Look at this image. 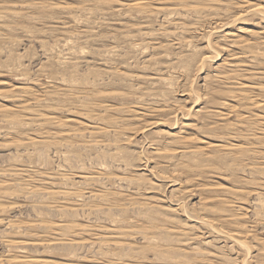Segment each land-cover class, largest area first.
I'll list each match as a JSON object with an SVG mask.
<instances>
[{
  "label": "rangeland",
  "instance_id": "374dc122",
  "mask_svg": "<svg viewBox=\"0 0 264 264\" xmlns=\"http://www.w3.org/2000/svg\"><path fill=\"white\" fill-rule=\"evenodd\" d=\"M133 4L140 6L133 7ZM258 6L262 8L264 0H0V261L7 262V258H12L18 262L30 258L46 264H122L123 261V264H241L246 259V264H264V207H255L261 203V198L264 200V135L259 132L264 133V18L245 13L247 8ZM237 16H240L239 19H236ZM227 33L230 36L222 37ZM232 62L239 64L235 73L231 72L234 69L230 65ZM201 78H205V81ZM236 83L241 86H235ZM103 93L112 95L105 98ZM199 97L198 105L205 106L209 112L204 118L192 110ZM243 98L245 101H242ZM254 103L259 106L256 107ZM251 107L255 108L251 110ZM185 112L186 115L189 112L187 120L182 118ZM38 113L43 114L39 116ZM12 117H16V120ZM42 126L45 127L44 131ZM173 128L181 129L177 139L168 134ZM42 133L48 134L50 139ZM180 139H185L182 140L185 144L172 142ZM52 143L55 146L57 143V146ZM214 145L223 148L218 149ZM181 146L188 151H197L178 154ZM215 154L216 158L213 157ZM210 155H213L212 158ZM165 178L180 183L173 194V189L168 185L170 181ZM90 189L92 194H97V199L87 201L85 205L80 196H87ZM65 193H69L68 197L63 196ZM47 194L49 197H46ZM210 197L216 202H212ZM172 199L173 202L184 201V207H171ZM37 203L40 205L37 206ZM95 207H98V212H95ZM209 207L214 208L215 213ZM144 215H147L146 218ZM194 216L206 217L216 229L237 235L243 245H234L213 230L207 232L198 226L192 227ZM140 217H143L142 220ZM139 220L144 224L140 227L139 223V230H149L139 232L136 229ZM46 221L49 222L46 224ZM228 222H231L230 227L227 226ZM10 223L20 226L18 233L22 234L14 235V230H10L11 225H7ZM49 223L54 229L52 232L61 228V233H51ZM163 227L169 230H163ZM70 229L77 233L73 231L75 233L72 234ZM46 230L50 231L51 234H48L51 236L46 234ZM7 231H11L12 235ZM177 237H180L179 240H176ZM40 240L43 245L42 242L37 243ZM113 241L122 246L114 248ZM11 243L15 244L9 250L8 245L13 246ZM32 243L37 245L31 246ZM245 245L248 252L243 247ZM195 250L198 254L203 251L204 256L198 255ZM196 258L199 259L197 262Z\"/></svg>",
  "mask_w": 264,
  "mask_h": 264
},
{
  "label": "bare ground",
  "instance_id": "6f19581e",
  "mask_svg": "<svg viewBox=\"0 0 264 264\" xmlns=\"http://www.w3.org/2000/svg\"><path fill=\"white\" fill-rule=\"evenodd\" d=\"M105 1H106V0H105ZM184 1H185V0H184ZM188 1H189V0H188ZM9 2H10V1H9ZM98 2H99V1H98ZM162 2H163V1H162ZM186 2H187V1H186ZM142 3H143V2H142ZM168 3H169V2H168ZM4 4H5V3H4ZM86 4H87V3H86ZM170 4H171V2H170ZM138 5H139V4H138ZM148 5H149V4H148ZM132 6H133V7H139L140 5L137 6V4H133ZM132 6L130 5V7H132ZM185 6H186V5H185ZM82 7H83V6H82ZM82 7H81V8H82ZM128 7H129V6H128ZM187 7H188V6H187ZM192 7H193V6H192ZM199 7H200V6H199ZM109 8H110V7H109ZM176 8H177V7H176ZM61 9H62V8H61ZM137 9H139V8H137ZM140 9H141V8H140ZM140 9H139V10H140ZM145 9H146V8H145ZM163 9H164V8H163ZM177 9H178V8H177ZM187 9H188V8H187ZM206 9H207V8H206ZM43 10H44V9H43ZM68 10H69V9H68ZM143 10H144V9H143ZM147 10H148V8H147ZM149 10H150V9H149ZM168 10H169V9H168ZM184 10H185V9H184ZM200 10H201V9H200ZM1 11H2V10H1ZM229 11H230V10H229ZM10 12H11V11L9 10V13H10ZM144 12H145V11H144ZM150 13H151V12H150ZM150 13H149V15H150ZM245 13H246V14L249 13V15H251V14H252V15H260V16H263V18H264V6H263L262 8L259 7V6L256 7V8H255V7H253V8H247V10H246ZM106 14H107V13H106ZM151 14H152V13H151ZM155 14H157V13H155ZM152 15H153V14H152ZM239 17H240V16H237L236 19H239ZM249 17H250V16H249ZM244 18H245V17H244ZM244 18H243V19H244ZM258 18H259V17H258ZM248 19H249V18H248ZM175 20H177V19H175ZM233 20H234V19H233ZM181 21H182V20H181ZM246 21H247V20H246ZM231 22H232V21H231ZM238 22H240V21H238ZM258 22H259V21H258ZM180 23H181V22H180ZM185 23H186V22H185ZM214 23H215V22H214ZM217 23H218V22H217ZM233 23H234V21H233ZM233 23H232V24H233ZM215 25H216V24H215ZM230 25H231V24H230ZM195 26H196V25H195ZM216 26H218V25H216ZM261 26H262V25H261ZM207 27H208V26H207ZM230 27H232V26H230ZM230 27H229V28H230ZM229 28H228V29H229ZM233 28H235V27H233ZM237 28H238V27H237ZM241 28H242V27H241ZM248 28H249V27H248ZM195 29H196V28H195ZM225 29H226V28H225ZM243 29H244V28H243ZM163 30H164V29H163ZM163 30H162V31H163ZM162 31H161V32H162ZM203 31H204V30H203ZM240 31H241V30H240ZM243 31H244V30H243ZM67 32H68V31H67ZM154 32H155V31H154ZM241 32H242V31H241ZM241 32H240V33H241ZM91 33H92V32H91ZM163 33H164V31H163ZM230 33H231V32H230ZM235 33H236V32H235ZM252 33H253V32H252ZM79 34H81V33L79 32ZM159 34H160V33H159ZM215 34L218 35V33H215ZM222 34H223V33H222ZM228 34H229V33L224 34V35H222V37L225 38L226 35H227V36H230V35H228ZM232 34H234V33H232ZM254 34H256V33H254ZM238 35H239V34H238ZM212 36H213V35H212ZM253 36H254V35H253ZM261 36H262V35H261ZM74 38H76V37H74ZM192 38H193V37H192ZM201 38H202V37H201ZM227 38H228V37H227ZM236 39H237V38H236ZM186 40H187V39H186ZM233 40H234V39H233ZM240 41H241V39H240ZM246 41H247V40H246ZM172 42H173V41H172ZM179 43H181V42H179ZM237 43H238V42H237ZM66 44H67V43H66ZM172 44H173V43H172ZM235 44H236V42H235ZM238 44H239V43H238ZM240 44H241V43H240ZM247 44H248V43H247ZM253 44H254V43H253ZM255 44H256V43H255ZM217 45H218V44H217ZM161 46H162V45H161ZM234 46H235V45H234ZM237 47H238V46H237ZM220 48H221V47H220ZM235 48H236V47H235ZM241 48H243V46H242ZM247 48H248V47H247ZM250 48H251V47H250ZM161 49H162V48H161ZM211 50H212V49H211ZM249 50H250V49H249ZM251 50H252V49H251ZM257 50H258V49H257ZM65 51H66V50H65ZM124 51H125V50H124ZM194 51H195V50H194ZM253 51H254V50H253ZM259 51H260V50H259ZM113 52H114V51H113ZM214 52H215V51H214ZM220 52H221V51H220ZM247 52H248V51H247ZM249 52H250V51H249ZM72 53H73V52H72ZM76 54H77V53H76ZM216 54L218 55V53H216ZM234 54H235V53H234ZM257 54H258V53H257ZM261 55H262V54H261ZM215 56H216V55H215ZM238 56H239V55H238ZM254 56H255V52H254ZM178 57H179V56H178ZM206 57H207V56H206ZM257 58H258V56H257ZM201 59H202V58H201ZM201 59H200V60H201ZM249 59H250V58H249ZM205 60H207V58H205ZM209 60H210V59H209ZM224 60H225V59H224ZM224 60H223V61H224ZM208 62H209V61H208ZM224 62H225V61H224ZM238 63H239V62H238ZM205 64H206V63H204V65H205ZM223 65H224V64H223ZM223 65H222V66H223ZM230 65L232 66L231 68H234L233 70L231 69V70H232L231 72H232V73H233V72L235 73V72H236L235 70H236V68L238 69V67H239L238 65H239V64H237V63H235V62H232V64H230ZM240 66H241V65H240ZM242 66H243V65H242ZM49 67H50V66H49ZM220 67H221V65H220ZM240 68H241V67H240ZM242 70H243V69H242ZM248 72H249V71H248ZM220 73H221V72H220ZM220 73H219V74H220ZM225 73H226V72H225ZM227 73H228V72H227ZM238 73H239V72H238ZM244 73H245V72H244ZM253 73H254V72H253ZM123 74H124V73H123ZM181 74H182V73H181ZM214 75H215V74H214ZM216 75H217V77H218V71H217V74H216ZM224 75H225V74H224ZM227 75H228V74H227ZM231 75H232V74H231ZM231 75H230V76H231ZM241 75H242V74H241ZM225 76H226V75H225ZM233 76H234V75H233ZM55 77H56V76H55ZM55 77H54V78H55ZM208 77H209V76H208ZM238 77H239V76H238ZM255 77H256V76H255ZM259 77H260V76H259ZM160 78H161V77H160ZM206 78H207V75H206ZM212 78H213V77H212ZM218 78H219V77H218ZM225 78H226V77H225ZM245 78H247V77H245ZM60 79H61V78H60ZM213 79H215V78H213ZM227 79L229 80V76H228ZM249 79H251V78H249ZM252 79H253V78H252ZM89 80H90V79H89ZM89 80H88V81H89ZM198 80H199V79H198ZM201 80H204V81H205V78H201ZM65 81H66V80H65ZM214 81H215V80H214ZM231 81H232V80H231ZM67 82H68V81H67ZM215 82H216V81H215ZM0 83H2V82H0ZM32 83H33V81H32ZM73 83H74V82H73ZM79 83H81V82H79ZM79 83H78V84H79ZM94 83H95V82H94ZM239 83H240V82H239ZM29 84H30V83H29ZM50 84H51V83H50ZM66 84H67V83H66ZM74 84H75V83H74ZM87 84H88V83H87ZM51 85H52V84H51ZM212 85H213V84H212ZM224 85H226V84H224ZM233 85H234V84L232 83V87H233ZM236 85L241 86V84H238V83H236L235 86H236ZM252 85H253V84H252ZM261 85H262V84H261ZM7 86H8V85H7ZM86 86H87V85H86ZM94 86H95V85H94ZM244 86H245V85H244ZM246 86H247V85H246ZM47 87H48V86H47ZM73 87H74V86H73ZM211 87H212V86H211ZM259 87H260V86H259ZM44 88H45V87H44ZM110 89H111V88H110ZM243 89H245V88H243ZM1 90H2V89H1ZM14 90H15V89H14ZM61 90H62V89H61ZM77 90H78V89H77ZM104 90H105V89H104ZM107 90H108V89H107ZM111 90H112V89H111ZM113 90H114V89H113ZM113 90H112V91H113ZM260 90H261V89H260ZM262 90H263V89H262ZM18 91H19V90H18ZM4 92H5V91H4ZM33 92H34V91H33ZM53 92H54V91H53ZM194 92H195V90H194ZM225 92H226V91H225ZM232 92H234V91H232ZM238 92H240V91H238ZM238 92H237V93H238ZM242 92H243V91H242ZM13 93H14V92H13ZM24 93H25V91H24ZM31 93H32V92H31ZM68 93H69V92H68ZM70 93H71V92H70ZM82 93H83V92H82ZM99 93H100V92H99ZM107 93H108V92H107ZM114 93H115V92H114ZM185 93H188V92H185ZM195 93H196V92H195ZM210 93H211V92H210ZM214 93H215V89H214ZM226 93L228 94V92H226ZM234 93H235V92H234ZM240 93H241V92H240ZM251 93H252V92H251ZM253 93H255V92L253 91ZM0 94H1V93H0ZM2 94L4 95L5 93H2ZM22 94H23V93H22ZM66 94H67V93H66ZM218 94H219V93H218ZM222 94H223V93H222ZM235 94H236V93H235ZM241 94H247V92L244 91V92L241 93ZM255 94H256V93H255ZM23 95H24V94H23ZM64 95H65V94H64ZM71 95H73V94H71ZM77 95H78V94H77ZM101 95H102V94H101ZM106 95H107V94H106ZM106 95H104V93H103V96H106ZM110 95H112V94H110ZM110 95H109V96H110ZM115 95H117V94H115ZM121 95H122V94H121ZM190 95H191V94H190ZM194 95H195V94H194ZM232 95H234V94H232ZM248 95H249V94H248ZM18 96H19V95H18ZM29 96H30V95H29ZM34 96H35V95H34ZM34 96H33V97H34ZM50 96H51V95H50ZM57 96H60V95H57ZM74 96H75V95H74ZM79 96H80V95H79ZM82 96H83V95H82ZM82 96H81V97H82ZM84 96H85V95H84ZM87 96H88V95H86V97H87ZM99 96H100V94H99ZM109 96H106L105 98H107V97H109ZM117 96H118V95H117ZM119 96H120V94H119ZM204 96H205V95H204ZM239 96H240V95H239ZM245 96H246V95H245ZM245 96H244V98H245ZM252 96H253V95H252ZM254 96H255V95H254ZM0 97H1V96H0ZM2 97H3V96H2ZM27 97H28V96H27ZM48 97H49V96H48ZM64 97H65V96H64ZM68 97H69V96H68ZM70 97H71V96H70ZM81 97H80V98H81ZM182 97H183V96H182ZM208 97H209V95H208ZM211 97H212V96H211ZM262 97H263V96H262ZM17 98H18V97H17ZM17 98H16V99H17ZM53 98H54V97H53ZM60 98H61V96H60ZM76 98H77V100H78V97H76ZM82 98H83V97H82ZM122 98H123V97H122ZM189 98H190V97H189ZM200 98H201V97H199V99H196V100H197L196 103L193 102V103H194V105H193V106H194V109H192V110H193V113H195L197 116H199L200 118H204V117H207L206 115H207L209 112L207 111V108H206L205 106L202 107L201 105H198V102L200 101ZM238 98H239V97H238ZM244 98H243L242 101H245ZM259 98H260V97H259ZM2 99H3V98H2ZM71 99H72V98H71ZM73 99H74V98H73ZM73 99H72V100H73ZM115 99H116V97H115ZM119 99H120V98H119ZM248 99H249V98H248ZM9 100H10V99H9ZM11 100H12V99H11ZM20 100H21V97H20ZM23 100H25V99H23ZM35 100H36V99H35ZM204 100H205V98H204ZM239 100H241V99H238L237 101H239ZM254 100H255V99H254ZM38 101H39V100H38ZM212 101H213V100H212ZM237 101H236V102H237ZM25 102H27V100H26ZM29 102H32V101H29ZM35 102H36V101H35ZM100 102H101V101H100ZM222 102H223V101H222ZM250 102H251V100H250ZM71 103H72V102H71ZM71 103H70V104H71ZM89 103H90V101H89ZM98 103H99V102H98ZM103 103H104V102H103ZM255 103H256V102H255ZM255 103H254V105H255ZM257 103H258V102H257ZM40 104H41V102H40ZM47 104H48V103H47ZM259 104H260V103H259ZM17 105H18V104H17ZM21 105H22V104H21ZM23 105L25 106V104H23ZM50 105H51V104H50ZM86 105H87V104H86ZM251 105H252V104H251ZM254 105H252V106H254ZM260 105H261V104H260ZM19 106H20V105H19ZM48 106H49V105H48ZM224 106H225V105H224ZM255 106H256V105H255ZM258 106H259V105H257L256 107H258ZM22 107H23V106H22ZM40 107H41V106H40ZM42 107H43V106H42ZM42 107H41V108H42ZM64 107H65V105H64ZM98 107H99V106H98ZM98 107H97V108H98ZM100 107H101V106H100ZM103 107H104V106H103ZM260 107H261V106H260ZM0 108H2V107H0ZM25 108H26V107H25ZM35 108H36V107H35ZM41 108H40V109H41ZM44 108H45V107H44ZM47 108H48V107H47ZM49 108H50V107H49ZM52 108H53V106H52ZM57 108H61V107H57ZM68 108H69V107H68ZM72 108H73V107H72ZM74 108H75V107H74ZM77 108H78V107H77ZM93 108H94V107H93ZM97 108H96V109H97ZM101 108H102V107H101ZM180 108H181V107H180ZM180 108H179V109H180ZM191 108H193V107H191ZM191 108H190V110H191ZM195 108H197L196 111H195ZM245 108H247V106H246ZM253 108H255V107H251V110H252ZM3 109H4V108H3ZM69 109H70V108H69ZM108 109H109V108H108ZM112 109H113V107H112ZM115 109H116V108H115ZM115 109H113V110H115ZM208 109H209V108H208ZM247 109H248V108H247ZM249 109H250V108H249ZM6 110H7V109H6ZM26 110H27V108H26ZM33 110H34V108H33ZM33 110H32V112H33ZM36 110H37V109H36ZM48 110H49V109H48ZM67 110H68V109H67ZM18 111H19V110H18ZM20 111H21V110H20ZM23 111L25 112V110H23ZM28 111H29V110H28ZM41 111H42V110H41ZM41 111H40V112H41ZM54 111H55V110H54ZM61 111H62V110H61ZM86 111H89V110H86ZM90 111H91V109H90ZM110 111H111V110H110ZM115 111H117V110H115ZM151 111H152V110H151ZM179 111H180V110H179ZM217 111H218V110H217ZM8 112H9V110H8ZM10 112H11V111H10ZM40 112H39V113H40ZM92 112H93V111H92ZM108 112H109V111H108ZM111 112H112V111H111ZM252 112H253V111H252ZM252 112H251V113H252ZM2 113H3V112H2ZM5 113H7V112H5ZM21 113H23V112H21ZM33 113H36V112H33ZM33 113H32V114H33ZM39 113H38V114H39ZM43 113H44V112H43ZM43 113H41V114H43ZM50 113H51V112H50ZM68 113H69V112H68ZM89 113H90V112H89ZM117 113H118V112H117ZM188 113H189V112H187V115H186V112H185V114L182 115V118H183V117L186 118V116L188 117V116H189ZM214 113H216V112H214ZM214 113H213V114H214ZM19 114H20V113H19ZM41 114H39V116H40ZM72 114H73V112H72ZM110 114H111V113H110ZM191 114H192V113H191ZM191 114H190V116H191ZM195 114H194V115H195ZM3 115H4V114H3ZM3 115H1V116H3ZM6 115H7V114H6ZM10 115H12V114H10ZM36 115H37V113H36ZM67 115H68V114H67ZM90 115H91V114H90ZM106 115H108V114L106 113ZM208 115H209V114H208ZM230 115H231V114H230ZM133 116H134V115H133ZM138 116H139V115H138ZM218 116H219V115H218ZM247 116H248V115H247ZM16 117H18V116H16ZM16 117H15V118L12 117V118H14V120H16ZM22 117H23V116H22ZM22 117H21V118H22ZM42 117H43V116H42ZM42 117H40V118L42 119ZM85 117H86V116H85ZM89 117H90V116H89ZM94 117H95V116H94ZM94 117H93V118H94ZM228 117H229V116H228ZM243 117H244V116H243ZM255 117H256V116H255ZM6 118H7V117H6ZM188 118H189V117H188ZM251 118H252V117H251ZM259 118H260V117H259ZM7 119H8V118H7ZM18 119H19V118H18ZM94 119H95V118H94ZM110 119H111V118H110ZM110 119H109V120H110ZM112 119H113V118H112ZM224 119H225V118H224ZM4 120H5V119H4ZM166 120H167V119H166ZM169 120H170V119H169ZM184 120H187V118L184 119ZM222 120H223V119H222ZM225 120H226V119H225ZM241 120H242V118H241ZM245 120H246V119H245ZM262 120H263V119H262ZM56 121H57V120H56ZM113 121H114V119H113ZM116 121H117V120H116ZM119 121H120V120H119ZM121 121H122V120H121ZM181 121H182V120H181ZM209 121H210V120H209ZM213 121H214V120H213ZM256 121H257V120H256ZM260 121H261V120H260ZM1 122H2V121H1ZM6 122H8V121H6ZM16 122H18V121H16ZM16 122H15V123H16ZM19 122H21V121H19ZM38 122L40 123V121H38ZM62 122H63V121H62ZM111 122H112V121H111ZM111 122H109V124H110ZM122 122H124V121H122ZM167 122H168V121H166V123H167ZM251 122H252V121H251ZM263 122H264V121H263ZM33 123H34V122H33ZM41 123H42V122H41ZM56 123H57V122H56ZM105 123H106V122H105ZM105 123H104V124H105ZM117 123H118V122H117ZM209 123H210V122H209ZM227 123H228V122H227ZM227 123H225V124H227ZM230 123H231V122H230ZM6 124H7V123H6ZM12 124H13V123H12ZM12 124H11V125H12ZM18 124H19V123H18ZM36 124H37V123H36ZM42 124H43V123H42ZM69 124H70V123H69ZM107 124H108V123H107ZM177 124H178V123H177ZM188 124H189V123H188ZM210 124H211V123H210ZM225 124H224V125H225ZM228 124H229V123H228ZM1 125H2V124H1ZM11 125H10V126H11ZM33 125H34V124H33ZM45 125H46V124H45ZM55 125H56V124H55ZM96 125H97V124H96ZM111 125H113V124H111ZM119 125H120V124H119ZM190 125H192V124H190ZM212 125H213V124H212ZM254 125H255V123H254ZM13 126H14V125H13ZM15 126H16V125H15ZM29 126H30V125H29ZM47 126H48V124H47ZM58 126H59V125H58ZM165 126H166V125H165ZM171 126H172V125H171ZM214 126H215V125H214ZM216 126H217V124H216ZM226 126H227V125H226ZM230 126H231V125H230ZM241 126H242V125H241ZM255 126H256V125H255ZM261 126H262V125H261ZM60 127H63V126H60ZM64 127H65V126H64ZM103 127H104V126H103ZM169 127H170V126H169ZM191 127H192V126H191ZM211 127H212V126H211ZM234 127H235V126H234ZM244 127H245V125H244ZM42 128H43V131H44V128H45V127L42 126ZM52 128H53V127H52ZM54 128H55V127H54ZM112 128H113V127H112ZM120 128H121V127H120ZM127 128H129V127H126V129H127ZM179 128H180V127H179ZM225 128H227V127H225ZM251 128H252V127H251ZM259 128H260V127H259ZM35 129H36V128H35ZM46 129H48V127H47ZM66 129H67V128H66ZM66 129H65V131H66ZM78 129H79V128H78ZM96 129H97V128H96ZM126 129H125V130H126ZM177 129H178V128H173V129H170V132L168 131V132H169L168 134H169L171 137H173L174 139H177L176 137L180 135V131H181V129H178V130H177ZM183 129H184V128H183ZM227 129H228V128H227ZM236 129H237V127H236ZM249 129H250V128H249ZM14 130H15V129H14ZM62 130H63V128H62ZM69 130H70V129H69ZM69 130H68V131H69ZM72 130H73V128H72ZM113 130H114V129H113ZM113 130H112V131H113ZM118 130H119V129H118ZM201 130H202V129H201ZM246 130H247V129H246ZM257 130H258V129H257ZM263 130H264V129H263ZM16 131H17V130H16ZM34 131H35V130H34ZM36 131H37V130H36ZM39 131L41 132L42 130L39 129ZM43 131H42V132H43ZM52 131H53V130H52ZM68 131H67V132H68ZM77 131H78V130H77ZM100 131H101V129H100ZM103 131H104V130H103ZM116 131H117V130H116ZM120 131H121V130H120ZM123 131H124V130H123ZM45 132H46V130H45ZM54 132H55V131H54ZM87 132H88V131H87ZM98 132H99V131H98ZM228 132H229V131H228ZM230 132H231V131H230ZM235 132L238 133L236 130H235ZM242 132H243V131H242ZM259 132L262 133V134L264 135L263 131H259ZM9 133H10V132H9ZM14 133H15V132H14ZM14 133H13V135H14ZM17 133H18V132H17ZM62 133H63V132H62ZM64 133H66V132H64ZM83 133H84V132H83ZM88 133H89V132H88ZM96 133H97V132H96ZM96 133H95V134H96ZM115 133H116V132H115ZM117 133H118V132H117ZM125 133H126V132H125ZM163 133H164V132H163ZM225 133H226V132H225ZM232 133H233V132H232ZM249 133H250V132H249ZM19 134H20V132H19ZM19 134H18V136H19ZM35 134H38V133L35 132ZM42 134H43V133H42ZM66 134H67V133H66ZM66 134H64V135H66ZM70 134H72V133H70ZM102 134H103V133H102ZM126 134H127V133H126ZM183 134H184V133H183ZM243 134H244V133H243ZM253 134H254V133H253ZM15 135H16V134H15ZM20 135H24V134L21 133ZM25 135H26V134H25ZM43 135H44V134H43ZM68 135H69V134H68ZM85 135H86V134H85ZM89 135H90V134H89ZM159 135H160V134H159ZM234 135H235V134H234ZM236 135H237V134H236ZM240 135H242V134H240ZM254 135H257V134H254ZM16 136H17V135H16ZM28 136H29V135H28ZM31 136H32V135H30V137H31ZM44 136H47V137H48L49 135H48V134H45ZM55 136H56V134H55ZM121 136H122V135H121ZM123 136H124V135H123ZM205 136H206V135H205ZM217 136H218V135H217ZM224 136H226V135H224ZM250 136L253 137L252 135H250ZM260 136H262V135H260ZM260 136H258V137H260ZM4 137H7V136H4ZM10 137H11V136H10ZM19 137H20V136H19ZM21 137H23V136H21ZM30 137H29V138H30ZM53 137H54V136H53ZM77 137H78V136H77ZM211 137H212V136H211ZM215 137H216V136H215ZM220 137H221V135H220ZM226 137H227V136H226ZM255 137H256V136H254V138H255ZM263 137H264V136H263ZM24 138H25V137H24ZM29 138H28V139H29ZM33 138H34V136H33ZM38 138H39V137H38ZM48 138H49V137H48ZM57 138H58V137H57ZM166 138H167V137H166ZM178 138H179V137H178ZM189 138H191V137H189ZM241 138H242V136H241ZM245 138H246V137H245ZM247 138H248V137H247ZM260 138H261V137H260ZM49 139H50V138H49ZM49 139H48V140H49ZM74 139H75V138H74ZM76 139H77V138H76ZM101 139H102V138H101ZM101 139H100V140H101ZM187 139H188V138H187ZM20 140H21V139H20ZM23 140H24V139H23ZM30 140H32V139L30 138ZM45 140H46V139H45ZM48 140H47V142H49ZM53 140H54V139H53ZM77 140H79V139H77ZM156 140H157V139H156ZM180 140L182 141V140H185V139H180ZM180 140L172 141V142H174V144H182L183 142H185V141H182V142H181ZM188 140H189V139H188ZM249 140H250V138H249ZM32 141H33V140H32ZM89 141H90V140H89ZM93 141H94V140H93ZM98 141H99V140H98ZM120 141H121V140H120ZM193 141H194V140H193ZM195 141H196V140H195ZM27 142H28V141H27ZM57 142H59V141L57 140ZM65 142H66V141H65ZM70 142H72V141H70ZM70 142H69V143H70ZM100 142H101V141H100ZM128 142H129V140H128ZM226 142H227V141H226ZM229 142H230V141H229ZM251 142H252V141H251ZM15 143H16V142H15ZM20 143H22V142H20ZM31 143H32V142H31ZM40 143H41V142H40ZM44 143H45V142H44ZM49 143H50V142H49ZM80 143H81V142H80ZM95 143H96V142H95ZM95 143H93V144H95ZM97 143H98V142H97ZM114 143H115V142H114ZM117 143H118V142H117ZM200 143H201V142H200ZM231 143H233V142L231 141ZM237 143H238V142H237ZM260 143H261V142H260ZM54 144H55V143H54ZM54 144L52 143V145H54ZM98 144H99V143H98ZM110 144H112V143H110ZM119 144H120V143H119ZM183 144H185V143H183ZM247 144H248V143H247ZM263 144H264V142H263ZM15 145H16V144H15ZM17 145H18V144H17ZM21 145H22V144H21ZM52 145H51V146H52ZM66 145H67V144H66ZM76 145H77V144H76ZM101 145H102V144H101ZM124 145H125V144H124ZM200 145H201V144H200ZM200 145H199V146H200ZM202 145H203V144H202ZM204 145H205V144H204ZM220 145H221V144H220ZM19 146H20V145H19ZM19 146H18V147H19ZM43 146H44V144H43ZM54 146H55V145H54ZM56 146H57V143H56ZM56 146H55V147H56ZM60 146H61V145H60ZM68 146H69V145H68ZM83 146H85V145H83ZM176 146H177V145H176ZM196 146H197V144H196ZM209 146L211 147V146H213V145H209ZM228 146H229V145H228ZM239 146H240V145H239ZM20 147H21V146H20ZM22 147H23V146H22ZM48 147H49V146H48ZM214 147H215V148H218V149H219V148H223V147H221V146L219 147V146H217V145H214ZM230 147H231V146H230ZM247 147H248V146H247ZM263 147H264V146H263ZM33 148H34V146H33ZM215 148H214V149H215ZM235 148H236V147H235ZM237 148H238V147H237ZM253 148H254V147H253ZM12 149H13V148H12ZM14 149H15V148H14ZM18 149H19V148H18ZM37 149H38V148H37ZM82 149H84V148H82ZM82 149H81V150H82ZM180 149H182V150H180V151L177 150V151H178V152H177L178 154H186V153H187L186 151H188V150H186V147H182V146H181ZM191 149H192V146H191ZM196 149H198V148H196ZM201 149H202V148H201ZM218 149H216V150H218ZM240 149H241V148H240ZM256 149H257V148H256ZM42 150H43V149H42ZM84 150H85V149H84ZM205 150H206V149H205ZM209 150H210V149H209ZM221 150H223V149H221ZM225 150H226V149H225ZM227 150H228V148H227ZM230 150H231V149H230ZM235 150H236V149H235ZM244 150H245V148H244ZM13 151H14V150H13ZM15 151H16V150H15ZM32 151H33V150H32ZM38 151H39V150H38ZM53 151H54V150H53ZM121 151H123V150H121ZM121 151H120V152H121ZM159 151H160V150H159ZM166 151H168V150H166ZM175 151H176V150H175ZM196 151H197V150L194 151V150L192 149V151L190 150V151H188V152H191V154H192V152L194 153V152H196ZM198 151H200V150H198ZM257 151H258V150H257ZM99 152H100V151H99ZM125 152H126V150H125ZM219 152H220V151H219ZM16 153H18V151H17ZM22 153H23V152H22ZM41 153H42V152H41ZM67 153H68V152H67ZM67 153H65V154L68 155ZM118 153H119V152H118ZM155 153H158V151H156ZM166 153H167V152H166ZM169 153H170V151H169ZM199 153H201V152H199ZM204 153H205V152H204ZM208 153H209V152H208ZM231 153H232V150H231ZM243 153H244V152H243ZM252 153H254V152H252ZM19 154H20V153H19ZM70 154H71V153H70ZM115 154H117V153H115ZM159 154H162V153L160 152ZM211 154H212V153H211ZM241 154H242V153H241ZM26 155H27V154H26ZM40 155H41V154H40ZM40 155H39V156H40ZM63 155H64V154H63ZM72 155H73V154H72ZM162 155H163V154H162ZM168 155H170V154H168ZM218 155H219V154H218ZM220 155H221V153H220ZM231 155H232V154H231ZM32 156H33V155H32ZM68 156H69V155H68ZM68 156H67V157H68ZM211 156H213V155H210V157H211ZM223 156H224V155H223ZM225 156H226V155H225ZM250 156H251V155H250ZM62 157H63V156H62ZM203 157H204V156H203ZM208 157H209V156H208ZM208 157H205V158L208 159ZM213 157L216 158V154H215ZM231 157H232V156H231ZM237 157H238V156H237ZM74 158H75V157H74ZM211 158H212V157H211ZM215 158H214V159H215ZM256 158H257V156H256ZM28 159H29V158H28ZM194 159H195V158H194ZM26 160H27V159H26ZM39 160H40V158H39ZM41 160H42V159H41ZM212 160H213V159H212ZM257 160H259V159H257ZM66 161H67V160H66ZM111 161H112V160H111ZM259 161H260V160H259ZM81 162H82V161H81ZM93 162H94V161H93ZM143 162H144V161H143ZM181 162H182V161H181ZM183 162H184V161H183ZM244 162H245V159H244ZM73 163H74V162H73ZM110 163H111V162H110ZM185 163H186V162H185ZM233 163H234V162H233ZM246 163H247V162H246ZM94 164H96V163H94ZM98 164H99V163H98ZM100 164H101V163H100ZM106 164H107V163H106ZM183 164H184V163H183ZM212 164H213V163H212ZM239 164H241V163H239ZM96 165H97V164H96ZM108 165H109V164H108ZM214 165H215V164H214ZM237 165H238V164H237ZM64 166H65V165H64ZM97 166H99V165H97ZM97 166H96V167H97ZM104 166H105V165H104ZM143 166H144V165H143ZM190 166H191V165H190ZM76 167H77V166H76ZM180 167H181V166H180ZM188 167H189V166H188ZM191 167H192V166H191ZM198 167H199V166H198ZM210 167L212 168V166H210ZM253 167H255V166H253ZM64 168H65V167H64ZM100 168H101V167H100ZM120 168H121V167H120ZM194 168H195V167H194ZM204 168H205V167H204ZM213 168H214V167H213ZM111 169H112V166H111ZM192 169H193V168H192ZM201 169H202V168H201ZM23 170H24V169H23ZM62 170H63V169H62ZM67 170H68V168H67ZM67 170H66V171H67ZM149 170H150V169H149ZM152 170H153V169H151V171H152ZM177 170H178V169H177ZM187 170H189V169H187ZM210 170H211V169H210ZM251 170H252V169H251ZM20 171H21V170H18L17 172H20ZM71 171H72V170H71ZM90 171H91V170H90ZM100 171H101V170H100ZM151 171H150V172H151ZM189 171H191V169H190ZM192 171H193V170H192ZM3 172H4V171H3ZM12 172H13V171H12ZM14 172H15V171H14ZM43 172H45V171H43ZM94 172H95V171H94ZM147 172H148V170H147ZM180 172H181V171H180ZM184 172H185V171H184ZM210 172H211V171H210ZM210 172H209V174H210ZM222 172H223V171H222ZM23 173H24V172H23ZM23 173H22V174H23ZM58 173H59V172H58ZM88 173H89V172H88ZM102 173H103V172H102ZM151 173H153V172H151ZM151 173H150V174H151ZM185 173H186V172H185ZM202 173H203V172H202ZM211 173H212V172H211ZM259 173H260V172H259ZM25 174H26V173H25ZM27 174H28V173H27ZM32 174H33V173H32ZM35 174H36V173H35ZM42 174H44V173H42ZM59 174H60V173H59ZM64 174H65V173H64ZM91 174H92V173H91ZM98 174H99V173H98ZM181 174H182V172H181ZM231 174H232V173H231ZM9 175H10V174H9ZM18 175H19V174H18ZM18 175H17V176H18ZM40 175H41V174H40ZM40 175H39V177H40ZM73 175H74V174H73ZM80 175H81V174H80ZM92 175H94V174H92ZM185 175H186V174H185ZM17 176H16V177H17ZM43 176H45V175H43ZM99 176H100V175H99ZM190 176H191V175H190ZM16 177H15V178H16ZM21 177H22V176H21ZM57 177H58V176H57ZM60 177H61V176H60ZM69 177H70V176H69ZM95 177H96V176H95ZM185 177H186V176H185ZM194 177H195V176H194ZM11 178H12V175H11ZM47 178H49V177H46V179H47ZM78 178H79V177H78ZM84 178H85V177H84ZM92 178H93V177H92ZM92 178H91V179H92ZM191 178H192V177H191ZM12 179H13V178H12ZM27 179H28V178H27ZM54 179H55V178H54ZM79 179H80V178H79ZM85 179H86V178H85ZM89 179H90V178H89ZM110 179H111V178H110ZM165 179H166V178H165ZM167 179H169V178H167ZM167 179H166V180H167ZM189 179H190V178L188 177L187 180H189ZM20 180H21V179H20ZM41 180H42V179H41ZM64 180H65V179L63 178V183H64ZM87 180H88V178H87ZM192 180H193V178H192ZM250 180H251V179H250ZM24 181H25V180H24ZM33 181H34V180H33ZM33 181H32V183H33ZM42 181H43V180H42ZM90 181H91V180H90ZM157 181H158V180H157ZM169 181H170V179H169ZM252 181H253V180H252ZM22 182H23V181H22ZM25 182H26V181H25ZM47 182H48V181H47ZM254 182H255V181H254ZM37 183H40V182L37 181ZM43 183H44V182H43ZM86 183H87V182H86ZM89 183H90V182H89ZM102 183H103V182H102ZM194 183H195V182H194ZM2 184H3V183H2ZM22 184H24V182H23ZM260 184H261V183H260ZM68 185H69V184H68ZM75 185H76V184H75ZM84 185H85V184H84ZM168 185H169V187H170L171 189H173V190H171V193H172V192H174V191L177 190L176 187L178 188V187L180 186V183H178V182L175 181V180H172V181H170V184H168ZM19 186H20V185H19ZM23 186H25V185H23ZM30 186H31V185H30ZM30 186H29V187H30ZM34 186H35V185H34ZM85 186H87V185H85ZM88 186H89V185H88ZM99 186H100V185H99ZM204 186H206V185H204ZM204 186H203V187H204ZM255 186H256V184H255ZM257 186H258V185H257ZM37 187H38V186H37ZM37 187H36V188H37ZM95 187H96V186H95ZM126 187H127V185H126ZM206 187H207V186H206ZM20 188H21V187H20ZM20 188H19V189H20ZM67 188H68V187H67ZM69 188H70V187H69ZM89 188H90V187H89ZM207 188H208V187H207ZM207 188H206V189H207ZM16 189H17V188H16ZM16 189H15V190H16ZM24 189H25V188H24ZM70 189H72V188H70ZM85 189H86V188H85ZM106 189H107V188H106ZM178 189H179V188H178ZM204 189H205V188H203V190H204ZM206 189H205V190H206ZM210 189H212L211 186H210ZM213 189H214V188H213ZM261 189H262V188H261ZM31 190H32V189H31ZM31 190H30V191H31ZM33 190H34V188H33ZM49 190H50V189H49ZM81 190H82V189H81ZM90 190H91V189H90ZM138 190H139V189H138ZM187 190H188V189H186V191H187ZM208 190H209V189H208ZM263 190H264V189H263ZM6 191H7V190H6ZM12 191H13V190H12ZM12 191H10L9 196L11 195V192H12ZM18 191H19V190H18ZM21 191H22V190H21ZM36 191H37V190H36ZM69 191H70V190H69ZM76 191H77V190H76ZM103 191H104V190H103ZM244 191H245V190H244ZM14 192H15V191H14ZM19 192H20V191H19ZM33 192H34V191H33ZM37 192H38V191H37ZM40 192H41V191H40ZM60 192H61V191H60ZM60 192H59V194H60ZM80 192H82V191H80ZM80 192H79V193H80ZM84 192H85V191H84ZM86 192H87V190H86ZM91 192H92V190H91L89 193H86V194H87V196L85 195L86 197H85L84 195L80 196V199L83 200L82 202H85V205L87 204V203H86L87 201H90V200H92V201L94 200V201H95V199H97V196H96L97 194L94 195V194H92ZM187 192H188V191H187ZM191 192H192V191H191ZM214 192H215V191H214ZM245 192H246V191H245ZM20 193H21V192H20ZM22 193H23V192H22ZM31 193H32V192H31ZM41 193H42V192H41ZM41 193H40V194H41ZM46 193H47V192H46ZM63 193H64V192H63ZM77 193H78V191H77ZM0 194L2 195V193H0ZM6 194L8 195V191H7ZM29 194H30V193H29ZM42 194H44V193H42ZM48 194H49V192H48ZM48 194L46 195V197H49ZM50 194H51V193H50ZM67 194H69V193H67ZM67 194L65 193V194H63V196H67V197H68ZM73 194H74V193H73ZM172 194H173V193H172ZM206 194H207V193H206ZM24 195H25V194L23 193V196H24ZM61 195H62V194H61ZM71 195H72V194H71ZM201 195H202V194H201ZM227 195H228V194H227ZM13 196L15 197V194H14ZM16 196H17V194H16ZM18 196H21V195H18ZM23 196H22V198H23ZM27 196H28V194H27ZM76 196H77V194L75 195V197H76ZM166 196H167V195H166ZM29 197H30V196H29ZM50 197H51V196H50ZM71 197H73V196H71ZM201 197H202V196H201ZM201 197H200V198H201ZM217 197H218V196H216V198H217ZM12 198H13V197H12ZM25 198H28V197H25ZM39 198H40V196H39ZM60 198H61V197H60ZM98 198L101 199V197H99V196H98ZM200 198H199V199H200ZM203 198L206 199V198L204 197V195H203ZM210 198H211V197H210ZM220 198H221V197H220ZM236 198H237V197H236ZM258 198H259V197H258ZM30 199H31V198H30ZM37 199H38V198H37ZM44 199L46 200V198H44ZM204 199H201V200H204ZM218 199H219V197H218ZM218 199H216V200L218 201ZM239 199H240V198H239ZM7 200H9V199H7ZM16 200H17V199H16ZM22 200H23V199H22ZM27 200H28V199H27ZM27 200H26V201H27ZM35 200H36V198H35ZM41 200H43V199H41ZM41 200H40V201H41ZM70 200H71V199H70ZM102 200H103V198H102ZM104 200H105V199H104ZM104 200H103V201H104ZM117 200H118V199H117ZM194 200H195V199H194ZM214 200H215L214 198H213V200H212V198H211V201H212V202H216V201H214ZM13 201H14V200H13ZM33 201H34V199H33ZM37 201H38V200H37ZM48 201H49V200H48ZM56 201H57V200H56ZM61 201H62V200H61ZM77 201H78V200H77ZM98 201H99V200H98ZM171 201L173 202V199H172ZM208 201H209V200H207V202H208ZM211 201H210V202H211ZM260 201H261V203H260V204L257 203L256 206H255V207H257V209H258V206H262V207H264V200H262V198H261ZM100 202H101V201H100ZM109 202H110V201H109ZM113 202H114V201H113ZM121 202H122V201H121ZM205 202H206V201H205ZM205 202H204V203H205ZM218 202H220V201H218ZM222 202H223V201H222ZM222 202H221V203H222ZM252 202H253V201H252ZM257 202H258V201H257ZM40 203H41V202H40ZM46 203H47V202H46ZM66 203H67V202H66ZM68 203H70V201H69ZM89 203H90V202H89ZM98 203H99V202H98ZM111 203H112V202H111ZM114 203H115V202H114ZM119 203H120V202H119ZM159 203H160V202H159ZM182 203H184V201H180V202H178V201L175 200L173 203H171V207H174V208H176V209H179V208H181ZM199 203H200V202H199ZM202 203H203V202H202ZM223 203H224V202H223ZM63 204H64V201H63ZM70 204H73V203L71 202ZM81 204H83V203H81ZM91 204H92V203H90V205H91ZM104 204H105V203H104ZM109 204H110V203H109ZM115 204H116V203H115ZM205 204H208V203H205ZM210 204H211V203H210ZM214 204H215V203H214ZM252 204H253V203H252ZM38 205H40V204L37 203V206H38ZM65 205H66V204H65ZM98 205H99V204H98ZM105 205H106V204H105ZM193 205H194V204H193ZM197 205H198V202H197ZM203 205H204V204H203ZM224 205H225V204H224ZM254 205H255V202H254ZM33 206H34V204H33ZM35 206H36V205H35ZM42 206H43V205H42ZM42 206H41V207H42ZM47 206H48V205H47ZM47 206H46V207H47ZM88 206H89V205H88ZM92 206H94V205H92ZM95 206H97V205H95ZM99 206H100V205H99ZM124 206H125V205H124ZM182 206H183V205H182ZM194 206H195V205H194ZM200 206H201V205H200ZM205 206H206V205H205ZM205 206H204V209H205ZM39 207H40V206H39ZM48 207H49V206H48ZM56 207H57V206H56ZM90 207H91V206H90ZM100 207H101V206H100ZM115 207H117V205H115ZM121 207H122V204H121ZM183 207H184V206H183ZM202 207H203V206H202ZM206 207H207V206H206ZM224 207H225V206H224ZM21 208H22V206H21ZM30 208H31V207H30ZM42 208H43V207H42ZM50 208H51V207H50ZM52 208H53V207H52ZM57 208H58V207H57ZM95 208H96V207H95ZM97 208H98V207H97ZM97 208H96V209H97ZM106 208H107V207H106ZM126 208H127V207H126ZM211 208H212V207H211ZM211 208L209 207L208 209L211 210ZM32 209H33V207H32ZM54 209H55V208H54ZM59 209H60V208H59ZM64 209H65V206H64ZM72 209H74V208H72ZM91 209H92V208H91ZM100 209H101V208H100ZM114 209H115V208H114ZM114 209L112 208V210H114ZM117 209H118V208H117ZM119 209H120V208H119ZM161 209H162V208H161ZM181 209H182V208H181ZM202 209H203V208H202ZM213 209H214V208H212L211 211H213V212L215 213V211H214ZM238 209H239V208H238ZM257 209H256V210H257ZM259 209H261V208H259ZM1 210H2V209H1ZM28 210H29V209H28ZM41 210H42V209H41ZM92 210H93V209H92ZM104 210H105V209H104ZM129 210L131 211V209H129ZM138 210H139V209H138ZM138 210H137V211H138ZM140 210H141V209H140ZM149 210H150V209H149ZM157 210H158V209H157ZM172 210H173V209H172ZM185 210H186V209H185ZM205 210H207V208H206ZM224 210H225V209H224ZM253 210H254V209H253ZM9 211H10V210H9ZM11 211H12V209H11ZM11 211H10V212H11ZM21 211H23V210H21ZM49 211H50V210H49ZM60 211H62V210L60 209ZM81 211H82V210H81ZM83 211H84V210H83ZM90 211H91V210H90ZM98 211H99V209L95 210V212H98ZM114 211H115V210H114ZM118 211H119V210H118ZM118 211H117V212H118ZM124 211H125V210H124ZM132 211H133V210H132ZM146 211H147V210H146ZM154 211H156L155 208H154ZM163 211H164V210H163ZM216 211H217V210H216ZM220 211H221V209H220ZM257 211H258V210H257ZM257 211H256V212H257ZM263 211H264V210H262V212H263ZM2 212H3V211H2ZM27 212H28V211H27ZM31 212H32V211H31ZM33 212H34V211H33ZM36 212H37V211H36ZM39 212H40V211H39ZM53 212H54V211H53ZM70 212H71V211H70ZM76 212H77V211H76ZM76 212H75V213H76ZM111 212H112V211H111ZM117 212H116V213H117ZM119 212H120V211H119ZM119 212H118V213H119ZM140 212H141V211H140ZM142 212H143V210H142ZM160 212H161V211H160ZM164 212H165V211H164ZM187 212H188V210H187ZM202 212H203V211H202ZM202 212H201V214H202ZM205 212H206V211H205ZM208 212H209V211H208ZM227 212H228V211H227ZM254 212H255V211H254ZM3 213H4V212H3ZM11 213H12V212H11ZM16 213H17V212H16ZM116 213H115V214H116ZM122 213H123V212H122ZM149 213H150V211H149ZM188 213H189V212H188ZM206 213H207V212H206ZM210 213H211V212H210ZM224 213H225V211H224ZM257 213H258V212H257ZM259 213H261V212H259ZM38 214H39V213H38ZM60 214H61V213H60ZM80 214H81V212H80ZM120 214H121V213H120ZM131 214H132V213H131ZM135 214H136V213H135ZM194 214H195V213H194ZM250 214H251V213H250ZM50 215H53V213H50ZM71 215H72V214H71ZM101 215H102V214H101ZM138 215H139V214H138ZM147 215H149L148 212H147ZM147 215H146V216H147ZM152 215H153V214H152ZM168 215H169V214H168ZM188 215H189V214H188ZM192 215H193V214H192ZM231 215H233V214L231 213ZM252 215H253V214H252ZM256 215H257V214H256ZM3 216H4V215H3ZM32 216H33V214H32ZM79 216H80V215H79ZM84 216H85V214H84ZM84 216H83V217H84ZM93 216H94V215H93ZM122 216H123V215H122ZM139 216H140V215H139ZM144 216H145V215H144ZM144 216H143V217H144ZM146 216H145V218H146ZM226 216H227V215H226ZM257 216H258V215H257ZM261 216H263V215H261ZM50 217H51V216H50ZM50 217H49V218H50ZM53 217L56 218V216H54V215H53ZM53 217H52V219H53ZM63 217H64V216H63ZM83 217H82V218H83ZM97 217H98V216H97ZM116 217H117V216H116ZM143 217H142V218H143ZM188 217H190V215H189ZM191 217H192V216H191ZM195 217H196V218H195ZM247 217H248V216H247ZM6 218H7V217H6ZM34 218H35V217H34ZM34 218H33V219H34ZM37 218H38V217H37ZM37 218H36V219H37ZM80 218H81V217H80ZM119 218H120V217H119ZM140 218H141V217H140ZM142 218H141V220H142ZM205 218H206V217H205ZM205 218H198L197 216H194L193 221H191V222L193 223V226H192V227H194V226L197 227V226H198L199 228H203V229L206 230L207 232H210V231L213 230L214 232H217V234H218L219 236H221L223 239L230 240V241L232 242V244H234V245H235V244H236V245H238V244H239V245L242 244V245H243V243L238 239L237 235H234V234H232V233H230V232H228V231H223V230H221V229H216V228L214 227V225L212 224V222H211L209 219H205ZM207 218H208V217H207ZM227 218H228V217H227ZM227 218H226V219H227ZM263 218H264V216H263ZM2 219H3V218H2ZM7 219H8V218H7ZM11 219H12V218H11ZM115 219H116V218H115ZM121 219H122V217H121ZM126 219H127V218H126ZM162 219H163V218H162ZM174 219H175V218H174ZM229 219H232V217H231V218L229 217ZM229 219H227V220H229ZM100 220H101V219H100ZM109 220H110V219H109ZM122 220H124V219H122ZM128 220H129V219H128ZM135 220H136V219H135ZM141 220H139V222H138V226H137V228H136L137 230L140 229V228H139V223L141 224L140 227L144 225V224L142 225V223L140 222ZM149 220H150V219H149ZM170 220H172V222H173V219H170ZM227 220H226V222H227ZM256 220H257V219H256ZM31 221H32V220H31ZM36 221H37V220H36ZM41 221H42V220H41ZM60 221H61V220H60ZM103 221H105V220H102L101 222H103ZM175 221H176V220H175ZM178 221H179V220H178ZM223 221H224V220H223ZM233 221H234V220H233ZM233 221H231V222H233ZM263 221H264V220H263ZM1 222H3V221L1 220ZM43 222H44V221H43ZM48 222H49V221H48ZM48 222L46 221L45 223L47 224ZM106 222H108V221H106ZM120 222H121V221H120ZM129 222H130V221H129ZM134 222H135V221H134ZM162 222H163V221H162ZM213 222H214V221H213ZM231 222H228V223H227V224H228L227 226L230 227ZM256 222H257V221H256ZM12 223H13V222H12ZM25 223H26V222H25ZM29 223H30V221H29ZM37 223H38V222L35 223L36 226H37ZM39 223H40V222H39ZM109 223H110V222H109ZM109 223H108V224H109ZM123 223H124V222H123ZM132 223H133V222H132ZM132 223H131V224H132ZM148 223H149V222H148ZM163 223H165V222H163ZM14 224H15V222H14ZM19 224H20V223H19ZM35 224H33V225H35ZM41 224H42V223H41ZM41 224H40V225H41ZM68 224H69V223H68ZM68 224H67V225H68ZM112 224H113V223H112ZM136 224H137V223H136ZM154 224H155V223H154ZM168 224H169V223H168ZM168 224H167V228H168ZM184 224H185V223H184ZM225 224H226V223H225ZM7 225H11V223H10V224H7ZM7 225H6V226H7ZM20 225H21V224H20ZM23 225H24V224H23ZM23 225H22V226H23ZM33 225H29V226H31V228H32V227L35 228ZM56 225H57V224H56ZM58 225H59V224H58ZM92 225H93V224H92ZM110 225H111V224H110ZM148 225H149V224H148ZM157 225H158V224H157ZM182 225H183V222H182ZM182 225H181V226H182ZM15 226H16V225L13 226V224L10 226V230H11V228L14 230V231L12 232V233H14V235H15V234H19L18 232L20 231V228H19L20 226H19V225H18L19 227H17V226L15 227ZM25 226H26V225H25ZM42 226H44V225H42ZM68 226H70V225H68ZM72 226H73V225H72ZM75 226H77V225H75ZM116 226H117V225H116ZM129 226H130V225H129ZM149 226H151V228H152V225H149ZM161 226H162V225H161ZM170 226H171V225H170ZM174 226L176 227V225H174ZM188 226H189V225H188ZM227 226H226V227H227ZM239 226H241V225H239ZM261 226H262V225H261ZM263 226H264V225H263ZM27 227H28V226H27ZM27 227H26V230H27ZM48 227H50V223H49ZM73 227H74V226H73ZM78 227H80V226H78ZM84 227H85V226H84ZM135 227H136V226H135ZM144 227H145V226H144ZM153 227H154V226H153ZM159 227H160V226H159ZM165 227H166V226H165ZM190 227H191V225H190ZM21 228H23V227H21ZM33 228H32V229H33ZM50 228H51V229H50V230H51V233L57 231V229H56L55 231L52 232V230H54V229L52 228V226H51ZM81 228H82V227H81ZM125 228H127V227H125ZM147 228H148V227H147ZM157 228H158V227H157ZM163 228H164V227H163ZM167 228H166V229L164 228L163 230H167ZM227 228H228V227H227ZM8 229H9V228H8ZM8 229H6V230H8ZM28 229H30V228H28ZM37 229H38V227H37ZM46 229L48 230L47 225H46ZM59 229H60L59 231H61V228H59ZM66 229H67V227H66ZM68 229H69V228H68ZM73 229H75V227H74ZM77 229H78V228H77ZM136 229H134V230H136ZM155 229H156V228H155ZM159 229L161 230V227H160ZM179 229H181V228H179ZM47 230H46V232H47ZM70 230H71V229H70ZM75 230H76V229H75ZM75 230H71V231L73 232V231H75ZM116 230H117V229H116ZM137 230H136V231H137ZM140 230H141V229H140ZM140 230H139V232H142V233H143V231L146 232V230H149V228H148V229H145V228H144V230L142 229L143 231H140ZM160 230H159V231H160ZM168 230H169V229H168ZM168 230H167V231H168ZM177 230H178V229H177ZM200 230H201V229H200ZM23 231H24V230H23ZM59 231H57L56 233H58ZM68 231H69V230H68ZM152 231H153V230H152ZM152 231H151V233H152ZM173 231H176V230H173ZM7 232H10V233H7ZM7 232H6L7 234H9V235L11 234V235H12L11 231H7ZM27 232H28V230H27ZM75 232L77 233V231H75ZM75 232H73L72 234H74ZM83 232H84V231H83ZM91 232H92V229H91ZM96 232H97V231H96ZM122 232H125V231H122ZM131 232H132V231H131ZM160 232H161V231H160ZM164 232H165V231H164ZM177 232H178V231H177ZM191 232H192V231H191ZM6 233H5V234H6ZM29 233H30V232H29ZM40 233H41V232H40ZM48 233H50V231H48L46 234H48ZM51 233H50V234H51ZM59 233H61V232H59ZM64 233H65V232H64ZM166 233H167V232H166ZM168 233H169V232H168ZM171 233H172V232H171ZM173 233H174V232H173ZM182 233H183V232H182ZM185 233H187V231H186ZM189 233H190V232H189ZM189 233H188V234H189ZM20 234H22V233H20ZM20 234H19V235H20ZM23 234H24V233H23ZM34 234H36V233H34ZM50 234H48V235H50ZM54 234H55V233H54ZM54 234H53V236H54ZM72 234H71V235H72ZM122 234H123V233H122ZM136 234H137V233H136ZM236 234H237V233H236ZM14 235H13V236H14ZM26 235H28V234H26ZM48 235H47V236H48ZM75 235H77V234H75ZM79 235H81V234H79ZM79 235H78V236H79ZM117 235H119V233H118ZM130 235H131V234H130ZM132 235H133V234H132ZM146 235H147V233H146ZM146 235H145V236H146ZM169 235H170V234H169ZM174 235H175V234H174ZM185 235H186V234H185ZM214 235H215V234H214ZM239 235H240V234H239ZM4 236H5V235H4ZM28 236H29V235H28ZM34 236H35V235H34ZM50 236H51V235H50ZM55 236H58V235L55 234ZM81 236H82V235H81ZM113 236H115V234H114ZM113 236H112V237H113ZM124 236H126V234H124ZM133 236H134V235H133ZM140 236H141V234H140ZM143 236H144V235H143ZM147 236H148V235H147ZM150 236H151V234H150ZM160 236H161V235H160ZM163 236H164V235H163ZM188 236H189V235H187V237H188ZM201 236H202V235H201ZM9 237H10V236H9ZM29 237H30V236H29ZM43 237H44V236H43ZM115 237H116V236H115ZM118 237H119V236H118ZM161 237H162V236H161ZM168 237H169V236H168ZM184 237H185V236H184ZM33 238H34V237H33ZM44 238H45V237H44ZM57 238H58V237H57ZM66 238H67V237H66ZM66 238H65V239H66ZM122 238H123V237H122ZM124 238H125V237H124ZM129 238H130V237H129ZM136 238H137V237H136ZM136 238H135V239H136ZM141 238H142V237H141ZM141 238H140L139 240H141ZM145 238H146V237H145ZM145 238H144V239H145ZM149 238H150V237H149ZM174 238H175V237H174ZM178 238H180V237H177L176 240H179ZM182 238H183V237H182ZM182 238H181V239H182ZM188 238H189V237H188ZM188 238H187V239H188ZM55 239H56V238H55ZM67 239H69V238H67ZM82 239H84V238H82ZM131 239H132V238H131ZM146 239H148V237H147ZM212 239H213V238H212ZM2 240H3V239H2ZM21 240H22V239H21ZM37 240H38V239H37ZM37 240H36V241H37ZM60 240H61V239H60ZM60 240H59V242H60ZM69 240H70V239H69ZM84 240H85V239H84ZM115 240H116V239H115ZM124 240H125V239H124ZM128 240H129V239H128ZM137 240H138V239H137ZM142 240H143V239H142ZM151 240H152V239H151ZM154 240H155V238H153L152 241H154ZM157 240H158V239H157ZM173 240H174V239H173ZM207 240H209V239H207ZM221 240H222V239H221ZM255 240H256V239H255ZM19 241H20V240H19ZM29 241H30V240H29ZM42 241H43V239H42ZM42 241L40 240V241L37 242V243H40V242H42ZM106 241H107V240H106ZM111 241H112V240H111ZM145 241H146V240H145ZM152 241H150V242H152ZM168 241H169V240H168ZM168 241H167V242H168ZM182 241H183V240H182ZM182 241H181V242H182ZM185 241H186V238H185ZM191 241H192V240H191ZM210 241H211V240H210ZM16 242H17V241H16ZM26 242H27V241H26ZM33 242H35V241L33 240ZM46 242H47V241H46ZM62 242H63V239H62ZM84 242H87V241H82L81 243H84ZM101 242H102V241H101ZM109 242H110V241H109ZM113 242H114V244L110 243V244L113 245V247H114V246H119V247L122 246V245H120V243H118V242H116V243H115V241H113ZM119 242H120V241H119ZM154 242H155V241H154ZM208 242H209V241H208ZM208 242H207V243H208ZM228 242H229V241H228ZM6 243H7V242H6ZM28 243H29V242H28ZM30 243H31V242H30ZM48 243H49V242H48ZM51 243H52V242H51ZM55 243H56V242H55ZM66 243H67V242H66ZM186 243H187V242H185V244H186ZM207 243H206V244H207ZM9 244H10V243H9ZM11 244H12V243H11ZM14 244H15V243L12 244L13 246H9V245H8L9 250H10L12 247H14ZM19 244H20V243H19ZM45 244H46V243H45ZM53 244H54V243H53ZM100 244H101V243H100ZM108 244H109V243H108ZM110 244H109V245H110ZM136 244H137V243H136ZM182 244H183V243H182ZM191 244H192V243H191ZM260 244H261V243H260ZM2 245H5V244H2ZM20 245H22V244H20ZM24 245H25V244H24ZM28 245L30 246V244H28ZM36 245H37V244H34V243L31 244V246H36ZM39 245H40V244H39ZM42 245H43V242H42ZM91 245H92V244H91ZM93 245H94V243H93ZM101 245H102V244H101ZM106 245H107V244H106ZM106 245H105V246H106ZM130 245H132V243H131ZM187 245H188V244H187ZM187 245H186V246H187ZM262 245H263V244H262ZM53 246H55V245H53ZM76 246H77V245H76ZM78 246H79V245H78ZM82 246H83V244H82ZM88 246H89V245H88ZM103 246H104V245H103ZM123 246H124V244H123ZM148 246L150 247L151 245H148ZM152 246H154V245H152ZM162 246H163V245H162ZM164 246H165V245H164ZM167 246H168V245H167ZM169 246H170V245H169ZM3 247H4V246H3ZM24 247H25V246H24ZM119 247H118V248H119ZM137 247H138V246H137ZM142 247H143V246H142ZM149 247H147V248H149ZM180 247H181V246H180ZM238 247H239V246H238ZM243 247L246 248V245L243 246ZM30 248H31V247H30ZM44 248H45V246H44ZM114 248H116V247H114ZM123 248H124V247H123ZM150 248H151V247H150ZM150 248H149V249H150ZM160 248H161V247H160ZM169 248H170V247H169ZM171 248H172V247H171ZM184 248H185V246H184ZM193 248H194V247H193ZM236 248H237V247H236ZM27 249H28V248H27ZM39 249H40V248H39ZM45 249H46V248H45ZM47 249H48V248H47ZM69 249H70V248H69ZM88 249H89V248H88ZM95 249H96V248H95ZM95 249H94V250H95ZM119 249H120V248H119ZM119 249H118V250H119ZM129 249H130V248H129ZM136 249H137V248H136ZM154 249H155V248H154ZM154 249H153L152 251H154ZM157 249H159V248H157ZM157 249H155V250H157ZM173 249H175V248H173ZM180 249H181V248H180ZM241 249H243L242 246H241ZM22 250H23V249H22V247H21L20 251H22ZM97 250H98V249H97ZM111 250H112V249H111ZM116 250H117V249H116ZM150 250H151V249H150ZM150 250H148V251H150ZM161 250H163V249L161 248ZM161 250H160V251H161ZM164 250H165V248H164ZM170 250H172V249H170ZM186 250H187V248H186ZM193 250H194V249H193ZM196 250H197V248H196ZM196 250H195V251H196ZM7 251H8V250H7ZM24 251H25V250H24ZM99 251H100V250H99ZM113 251H114V250H113ZM113 251H110V252L113 253ZM128 251H129V250H128ZM140 251H141V250H140ZM175 251H177V249H176ZM183 251L185 252V250H183ZM188 251H189V250H188ZM188 251H187V252H188ZM197 251H198V250H197ZM197 251H196V253H197ZM243 251L245 252V250H243ZM246 251H247V248H246ZM125 252H126V251H125ZM134 252H135V251H134ZM134 252H131V253L133 254ZM136 252H138V251H136ZM154 252H155V251H154ZM168 252H169V251H168ZM247 252H248V251H247ZM31 253H32V252H31ZM116 253H117V252H116ZM116 253H115V254H116ZM126 253H127V252H126ZM145 253H147V251H145ZM166 253H167V251H166ZM185 253H186V252H185ZM189 253H190V252H188V254H189ZM192 253H193V252H192ZM194 253H195V252H194ZM9 254H10V253H9ZM107 254H108V253H107ZM110 254H111V253H110ZM122 254H123V253H122ZM136 254H137V253H136ZM167 254H168V253H167ZM174 254H175V253H174ZM197 254H198V253H197ZM199 254H201V253L199 252ZM199 254H198V255H199ZM18 255H19V254H18ZM20 255H21V254H20ZM29 255H30V254H29ZM102 255H103V254H102ZM102 255H101V256H102ZM145 255H146V254H145ZM201 255L204 256V252H203V251H202V254H201ZM247 255H248V254H247ZM7 256H8V255H7ZM25 256H26V255H25ZM75 256H76V255H75ZM118 256H120V255H118ZM118 256H117V257H118ZM155 256H156V255H155ZM196 256H197V255H196ZM251 256H252V255H251ZM11 257H12V256H11ZM104 257H105V256H104ZM161 257H162V256H161ZM184 257H185V256H184ZM200 257H202V256H200ZM258 257H259V256H258ZM4 258H6V257H4ZM22 258H23V257H22ZM133 258H134V257H133ZM149 258H150V257H149ZM197 258H198V257H197ZM197 258H196V262L199 260V259L197 260ZM203 258H204V257H203ZM249 258H251V257H249ZM254 258H255V257H254ZM256 258H257V257H256ZM7 259H9V261H7V262H5V261L2 262V261H0V264H2V263H3V264H13V263L16 262V260L13 261L12 258H7ZM11 259H12V260H11ZM15 259H16V258H15ZM25 259H27V258H25ZM34 259H35V258H34ZM119 259H120V258H119ZM123 259H124V258H123ZM206 259H207V258H206ZM259 259H260V258H259ZM0 260H1V259H0ZM114 260H115V259H114ZM200 260H203V259L201 258ZM244 260H245V262H246V259H244ZM256 260H257V259H256ZM139 261H140V259H139ZM139 261H138V262H139ZM178 261H179V260H178ZM209 261H210V260H209ZM250 261H251V260H250ZM102 262H103V261H102ZM111 262H112V261H111ZM124 262H125V261H123V263H124ZM140 262H141V261H140ZM148 262H149V261H148ZM200 262H201V261H200ZM202 262L204 263V261H202ZM202 262H201V263H202ZM245 262H244V263H241V262H240V263H241V264H246ZM16 263H17V264H44V263L46 264L47 262L38 261V260H30V258H29V260H24V258H23L22 261H18V262H16ZM121 263H122V262H121ZM123 263H122V264H123ZM180 263H182V262H180ZM194 263H195V262H194ZM134 264H135V263H134ZM137 264H138V263H137ZM154 264H155V263H154ZM192 264H193V263H192ZM197 264H199V263L197 262ZM255 264H256V263H255Z\"/></svg>",
  "mask_w": 264,
  "mask_h": 264
}]
</instances>
